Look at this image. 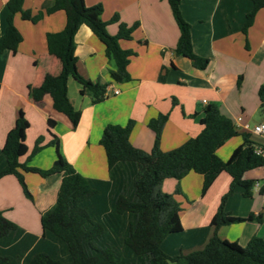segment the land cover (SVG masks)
<instances>
[{
    "label": "crops",
    "instance_id": "obj_1",
    "mask_svg": "<svg viewBox=\"0 0 264 264\" xmlns=\"http://www.w3.org/2000/svg\"><path fill=\"white\" fill-rule=\"evenodd\" d=\"M8 1L0 0V36L7 29ZM53 1L24 0L23 9L35 16L45 12ZM85 4L103 7L100 20L108 23L111 36L117 35L120 24L138 25L130 40L119 42L122 49L134 53L127 68L131 81H114L113 74L118 70L115 59L107 57L105 45L82 26L75 37L78 71L92 83L106 86L109 95L93 104L89 96L81 94L83 86L71 78L68 95L82 113L78 127L73 129L70 120L54 109L50 95L38 102L31 95V89L40 86L46 77L62 73V62L49 53L46 36L65 28L66 14L58 11L45 15L37 23L16 15L14 24L23 41L16 53L0 50V149L20 112H24L30 128L26 134L28 153L21 163L50 169L57 159L56 149L47 146L54 135L59 139L60 153L79 174L106 181L109 171L99 142L108 125L125 126L134 121L131 143L149 153L155 133L148 124L160 115L169 114L160 142L163 152L177 149L199 135L207 105H216L241 134L247 133L246 124L254 127L264 123L259 98L264 85V8L257 12L245 34L243 28L253 8L250 0H181V13L191 27L193 53L209 60L208 67L199 70L175 52L180 30L167 0H85ZM115 16L118 22L112 21ZM115 90L120 93L114 95ZM251 136L264 146V137ZM39 137H44V148L31 157ZM242 143L241 136L229 139L217 150L218 157L228 161ZM24 176L33 201L25 197L15 176H5L0 179V211L26 233L40 237L41 216L55 205L63 177L35 173ZM245 179L257 181L252 197H245L243 189L237 187L227 198L224 211L242 219L253 214L260 221L218 229L220 238L243 248L253 237L264 240V194L260 192L264 189V167L247 172ZM203 181V176L191 172L180 181L167 179L162 184V191L173 195L183 209L180 231L162 244L170 256L202 250L215 233L211 221L232 179L221 173L204 196ZM177 187L181 194H176Z\"/></svg>",
    "mask_w": 264,
    "mask_h": 264
},
{
    "label": "trees",
    "instance_id": "obj_2",
    "mask_svg": "<svg viewBox=\"0 0 264 264\" xmlns=\"http://www.w3.org/2000/svg\"><path fill=\"white\" fill-rule=\"evenodd\" d=\"M167 1L180 30L175 52L191 60L196 69L205 70L209 60L193 53L191 27L181 13V0ZM250 1L253 8L247 15L245 34L257 12L264 8V0ZM23 4L24 0L7 2V29L0 36V50L16 53L23 41L14 24L16 15L24 21L37 23L45 15L65 12V28L46 36L49 53L62 62V73L46 77L40 86L31 89V95L37 102L50 95L54 109L65 115L76 129L82 113L70 101L69 80L73 78L81 84V94L89 96L93 104L106 98V86L92 83L78 71L75 54L78 31L86 26L97 36L106 47L107 57L114 58L117 63L114 81L126 83L131 81L127 68L134 53L122 49L119 42L130 40L138 25L120 24L117 35L111 36L107 31L108 23L100 20L101 5L87 7L85 0H54L45 12L33 16L23 9ZM112 21L118 22V17ZM259 98L264 113V85L259 90ZM168 119L169 114H165L149 122V128L155 133L154 146L149 153L131 143L134 121L125 126L108 125L99 142L105 151L109 171V180L105 181L79 174L60 153L59 139L54 135L47 145L57 151V159L50 169L21 163V158L28 153L26 134L30 128L21 111L0 149V179L15 176L25 197L33 201L25 173L41 177L61 174L63 178L55 205L41 216L40 237L26 233L0 211V264H264L263 239L253 237L243 248L218 235L222 226L259 220L253 214L246 219L232 217L224 211V204L237 187L243 189L245 197H252L257 181L245 179V174L264 167V156L255 153L256 146L263 149L264 146L253 141L249 133L241 134L234 122L211 104L204 108L199 135L177 149L163 152L160 142ZM238 136L243 139L242 145L228 161L221 160L217 150ZM43 142L44 137L37 139L31 157L44 148ZM191 172L203 176L202 196L221 173H227L232 182L211 221L215 233L208 244L199 251L170 256L163 251L162 244L168 236L180 231L183 209L173 195L162 191V184L167 179L180 181ZM260 192L264 194V189ZM176 194H181L179 187Z\"/></svg>",
    "mask_w": 264,
    "mask_h": 264
},
{
    "label": "built area",
    "instance_id": "obj_3",
    "mask_svg": "<svg viewBox=\"0 0 264 264\" xmlns=\"http://www.w3.org/2000/svg\"><path fill=\"white\" fill-rule=\"evenodd\" d=\"M120 92L115 90L113 92L114 95H118ZM109 95V91H106V96ZM244 129L247 131V133L253 135L254 137H264V123H261L259 125H256L254 127H250L249 125H244ZM255 153L257 155L264 156V149L262 147L256 146L255 147ZM258 186V185H255Z\"/></svg>",
    "mask_w": 264,
    "mask_h": 264
}]
</instances>
